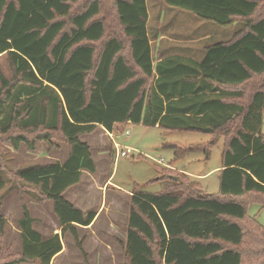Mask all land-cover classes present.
Here are the masks:
<instances>
[{"label": "trees", "instance_id": "16d2710c", "mask_svg": "<svg viewBox=\"0 0 264 264\" xmlns=\"http://www.w3.org/2000/svg\"><path fill=\"white\" fill-rule=\"evenodd\" d=\"M80 1L0 0V56H7L13 74L12 80L0 74V118H8L4 131L15 125L22 132L42 128L46 131L38 140L51 143L58 133L69 147L63 163L18 174L53 203L62 234L43 238L23 207L21 255L9 264H51L63 251L67 233L81 248L76 229L91 226L97 214H84L64 197L84 171H97L91 147L81 138L99 127L123 132L129 124L219 136L225 144L218 197L203 196L198 183L170 169L161 179L171 184L161 193L131 195L126 239L120 243L124 264H245L243 246L251 249L255 263L264 264V250H258L264 249V227L248 215L250 205L264 203V16L256 18L259 3L165 0L201 21L223 28L243 22L245 30L207 47L200 62L170 57L154 65L147 0L114 2L132 63L121 40L104 42L107 28L97 19L101 1L73 15ZM255 79L263 83H252ZM11 144L16 150L22 145L36 149L35 141L22 134L11 137ZM4 187L0 176V192ZM6 227L0 203V258Z\"/></svg>", "mask_w": 264, "mask_h": 264}, {"label": "rangeland", "instance_id": "374dc122", "mask_svg": "<svg viewBox=\"0 0 264 264\" xmlns=\"http://www.w3.org/2000/svg\"><path fill=\"white\" fill-rule=\"evenodd\" d=\"M91 1L93 0H81L75 4L72 14L80 12ZM99 1L103 7L97 19L105 23L107 28L104 42L113 37L121 40L125 47L124 57L128 63H132L128 52V40L121 33L122 28L115 13V0ZM256 1L260 8L256 18H261L264 16V0ZM147 7L148 31L155 62L163 58L164 54L173 53L184 56L188 54L194 59H202L207 47L230 41L236 33L245 30L243 22L223 28L214 23L201 21L190 12L169 7L165 0H147ZM65 20L70 22L69 17ZM97 47L100 48L101 44H97ZM0 74L12 80L13 74L6 55L0 56ZM252 83L259 85L263 82L255 79ZM3 118H0V176L5 182V187L0 192V203L7 227L2 241L3 253L0 264H9L19 260L21 255L19 220L23 214V207L29 209L31 216L36 220L34 229L39 231L43 238L62 234V228L54 214L53 203L41 195L38 187L22 181L18 174L30 167L54 162L63 163L68 157L69 147L60 137H56L58 133L54 134L51 143L38 140L37 136L46 131L42 128L22 132L15 125L5 133L8 118ZM126 132H130L131 137L127 138ZM262 132L264 133V111ZM20 134L30 141H35V151L25 145L19 150L13 148L11 137ZM109 138L101 131L91 136H83L82 141L92 147L97 171L95 174L85 172L81 183L70 188L65 198L84 214L95 212L97 218L91 229L93 233L91 230L77 227L81 248L71 234L63 236L64 254L55 264H121L124 257L120 243L126 239L131 195L136 191L159 194L168 187L171 182L161 177L165 178L166 173L163 171L168 169L167 165L175 161L176 150L183 154L185 148L192 147L190 148L192 151L180 159L179 165L185 169L192 166L190 164L192 161L209 159L208 171H214L203 183L207 187V196H219L220 182L216 169L222 166L221 153L225 144L222 137L211 138L204 133L164 131L158 127L131 125L123 132L113 133ZM179 146H182V149ZM126 148L133 149L134 153L128 157L120 156L121 149ZM160 159L164 160L163 164L158 162ZM173 172L184 177L178 171ZM199 190L202 191L200 186ZM248 215L264 227V203L250 205ZM242 250L247 258L245 264H260L258 261L255 263L248 246H243ZM258 250L261 252L264 249L258 247Z\"/></svg>", "mask_w": 264, "mask_h": 264}, {"label": "crops", "instance_id": "0c3cea01", "mask_svg": "<svg viewBox=\"0 0 264 264\" xmlns=\"http://www.w3.org/2000/svg\"><path fill=\"white\" fill-rule=\"evenodd\" d=\"M151 40V39H150ZM151 45H152V41H151ZM152 55H153V48H152ZM170 57H180V58H184V59H186L187 61H189V62H191V61H195V62H200L202 59H194L193 58V56H189L188 54H187V56H184V55H181V54H171V55H166V54H164V57L163 58H161L160 60H158L157 62H155L154 61V65H157L159 62H162V61H164L165 59H168V58H170ZM154 59V58H153ZM128 126H131V124H129ZM141 125H139V126H137V127H140ZM144 127V126H143ZM158 126H156V128H157ZM159 128V127H158ZM162 130V129H161ZM97 131H101V133H103L104 134V136L106 135V136H108V137H112V134H110L109 132H107L104 128H102V127H99L98 129H97ZM96 131V132H97ZM165 131V130H164ZM95 132V133H96ZM94 133V134H95ZM130 133V132H129ZM263 133V132H262ZM94 134H92V135H94ZM264 134V133H263ZM88 136H91V135H88ZM211 138H212V136L211 135H209ZM129 137H131V135L130 136H128L127 138H129ZM109 138V139H110ZM81 140H83V137L81 138ZM84 142V141H83ZM87 143V142H86ZM175 143H177V144H180L179 142H175ZM91 147V146H90ZM179 147H181V149H182V146H179ZM190 148H192V147H187V148H185V150H183L184 152H183V154H179V155H176V153L177 152H179L178 150H176L175 151V157H176V159H175V161L173 162V163H170L169 165H167V168L168 169H170V170H173V171H178L180 174H182V175H185V176H187L188 178H190L192 181H194V182H196V183H198L199 185H200V187L202 188V194H203V196H207L208 195V193H207V187H206V185H205V183H203V181H206L209 177H210V174L214 171H208V162H209V159H208V161L207 160H200V161H192V163H190L192 166L189 168V169H185L184 167H182V166H180L179 165V163H180V159H182V157L184 156V154H186L187 152H190V151H192ZM110 149H112V145H111V148ZM91 150H92V147H91ZM222 154V153H221ZM210 156H211V154H210ZM210 156H209V158H210ZM221 171H222V166H219L217 169H216V173L218 174V178H219V182H220V175H221ZM85 172H87V171H84L83 172V174L85 173ZM88 173V172H87ZM91 174V173H90ZM82 177H83V175H82ZM174 178L177 180L178 179V176H174ZM81 181H82V179H81ZM81 183V182H80ZM79 183V184H80ZM78 184V185H79ZM108 184V183H107ZM110 186V185H109ZM75 187V186H74ZM67 193V192H66ZM66 193L64 194V197H65V195H66ZM97 218V217H96ZM96 221V220H95ZM95 221H94V223L91 225V226H89V227H85V228H83V227H81V228H83V229H85V230H91V229H93V227H94V224H95ZM92 231V230H91ZM92 233H93V231H92ZM63 254H64V248H63V251L58 255V256H56L54 259H53V261H52V263L51 264H55V262H56V260H58V258H60L61 256H63ZM121 264H124V259L122 258V263Z\"/></svg>", "mask_w": 264, "mask_h": 264}, {"label": "built area", "instance_id": "2783aa9c", "mask_svg": "<svg viewBox=\"0 0 264 264\" xmlns=\"http://www.w3.org/2000/svg\"><path fill=\"white\" fill-rule=\"evenodd\" d=\"M125 135L128 137V136H130V133L129 132H126ZM121 150L122 151L120 152V156H122V157H128L129 155H132L134 153L133 149H131V148H126V149H121ZM116 155L118 156V153L117 152H116ZM158 162L161 163V164H163L164 163V160L163 159H160Z\"/></svg>", "mask_w": 264, "mask_h": 264}]
</instances>
